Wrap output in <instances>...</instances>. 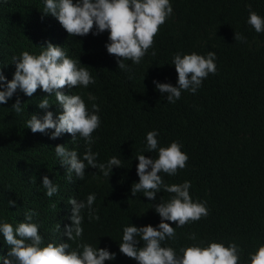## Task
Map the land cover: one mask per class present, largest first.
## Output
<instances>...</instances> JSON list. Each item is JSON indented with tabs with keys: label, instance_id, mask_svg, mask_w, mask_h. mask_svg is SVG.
I'll list each match as a JSON object with an SVG mask.
<instances>
[{
	"label": "trees",
	"instance_id": "16d2710c",
	"mask_svg": "<svg viewBox=\"0 0 264 264\" xmlns=\"http://www.w3.org/2000/svg\"><path fill=\"white\" fill-rule=\"evenodd\" d=\"M44 3L0 0V73L11 81L12 57L24 51L38 55L46 41L63 47L78 66L89 67L95 83L60 91L80 95L89 112L93 103L99 106L101 124L92 134V152L98 153V164L115 156L121 159V167H113L109 177L99 169L86 168L83 180L73 173L69 181L54 148L65 146L82 159L85 140L79 135L72 140L67 133L49 139L52 130L32 133L26 128L31 115L42 117L51 111L55 119L61 109L54 95L48 97L51 106L43 110L37 105L48 94L38 89L27 97L17 89L7 103L0 104V222L15 227L24 221L25 212L32 211L37 213L32 222L40 226L43 246L63 241L75 248L86 243L116 254L104 264H136L119 252L123 228L156 227L161 221L151 205L174 195L161 190L155 201L143 192L131 195L132 184L139 182L137 156L157 157V152H146V134L155 130L160 147L175 141L188 156L183 170L175 176L161 173L162 179L168 185L189 181L193 202H206L209 212L176 228V239L162 246L173 247L179 254L181 247L200 241H204L201 246L218 242L225 247L235 242L243 250L240 264H249L248 253L264 244V33L257 34L247 19L249 5L264 18V0H170L172 15L160 26L153 48L138 65L124 61L130 71L119 69L116 58L107 53V31L68 36L54 17L43 15ZM235 33L246 42L236 41ZM209 51L216 54V74H209L195 94L182 91L179 100L168 103L167 94L160 93L153 81L177 86L173 55L206 56ZM89 94L96 99L89 100ZM17 98L20 113L12 109ZM44 176L58 185V193L51 198L42 186ZM92 193L96 196L92 208L99 219L90 220L88 209L82 210L83 235L75 242L67 241L63 229L71 225L69 198L86 202ZM9 200L15 201V207L9 206ZM191 233L196 240L187 239ZM8 251L0 234V258Z\"/></svg>",
	"mask_w": 264,
	"mask_h": 264
},
{
	"label": "clouds",
	"instance_id": "9594fccd",
	"mask_svg": "<svg viewBox=\"0 0 264 264\" xmlns=\"http://www.w3.org/2000/svg\"><path fill=\"white\" fill-rule=\"evenodd\" d=\"M172 12L170 0H45L43 15L54 17L68 36L83 37L90 33L96 36L107 31V53L116 58L119 69L130 71L124 61L140 64L148 50L153 48L154 37L160 26L165 24ZM248 12L247 24L257 34L264 33V18L253 11L251 5L248 6ZM234 39L246 42L240 33H235ZM40 48L42 50L38 55L24 51L19 57H12L11 64H14L15 72L11 81H7L0 73V104L7 103L17 89L27 97H32L39 89L48 95L40 100L37 107L47 110L51 106L48 97L54 95L61 114L55 119L51 111H45L42 117L33 114L27 120L26 128L32 133L46 134V130H52L49 139L53 140L64 133L71 135L72 140L77 135L85 140L87 147L82 159L75 150H69L65 146L57 145L54 148L60 166L67 171L69 181L73 173L79 180H83L86 168L99 169L104 176L109 177L113 167H121V159L114 156L106 164L96 162L98 153L92 152L91 145L94 143L92 134L101 124L99 106L93 103L92 111L89 112L80 95H66L60 91L65 87L86 88L95 83L89 67L80 63L78 66L77 60L68 58L61 46H54L46 41L45 46ZM151 54L155 56L156 52L153 50ZM215 60L216 54L212 51L206 56L195 52H177L172 57L177 86L157 83L155 80L153 84L160 93L167 94L168 103L174 104L181 98L182 91L195 94L209 74H216ZM88 99L94 101L96 97L89 94ZM12 109L17 113L23 110L18 98ZM157 136L158 132L155 130L146 134V152H157V157L146 158L143 154L137 156L136 175L139 182L132 184L131 195L143 192V196L149 201H155L161 190L174 195L166 202L161 197L158 203L151 205L161 221L156 227L130 225L123 228L119 252L136 261V264H240L243 250L235 242H230L225 247L218 242L201 246L204 241H200L199 245L181 247L179 254L173 247L162 246V242L176 239V228L199 221L202 217H207L209 212L206 202H193L189 194V181L179 185L164 182L160 174L175 176L178 170L186 167L188 156L175 141L167 147H160ZM42 186L49 198L58 193V185L47 176L42 178ZM95 199V193L89 194L86 202L69 198L71 214L68 218L71 225H66L63 229V237L67 241L75 242L83 235L82 210L88 209L90 220L99 219L95 215L96 210L92 208ZM8 204L15 207V201L9 200ZM35 215L37 213L32 211L25 212L24 221L15 227L10 223L0 222V234L9 246L6 256L0 258L3 264H104L105 261L116 258V254L108 249L86 243H77L75 248L63 241L49 242L43 246L40 226L32 222ZM165 221L175 223L176 227H171ZM57 230H61L59 223ZM196 238L195 233L187 236V239L193 241ZM141 242L143 246L138 247ZM247 260L249 264H264V244L249 252Z\"/></svg>",
	"mask_w": 264,
	"mask_h": 264
}]
</instances>
